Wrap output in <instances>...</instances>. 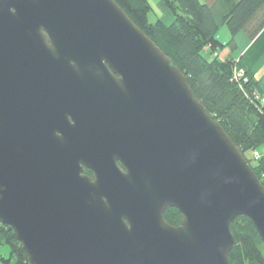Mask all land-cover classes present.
Segmentation results:
<instances>
[{
	"label": "water",
	"instance_id": "obj_1",
	"mask_svg": "<svg viewBox=\"0 0 264 264\" xmlns=\"http://www.w3.org/2000/svg\"><path fill=\"white\" fill-rule=\"evenodd\" d=\"M0 55V222L29 264H230L237 217L264 244L260 180L113 0H0ZM17 68L95 80L89 140Z\"/></svg>",
	"mask_w": 264,
	"mask_h": 264
},
{
	"label": "trees",
	"instance_id": "obj_2",
	"mask_svg": "<svg viewBox=\"0 0 264 264\" xmlns=\"http://www.w3.org/2000/svg\"><path fill=\"white\" fill-rule=\"evenodd\" d=\"M113 1L184 75L195 98L214 115L264 187V151L256 161L246 156L264 147V103L256 99L250 72L246 83L234 80L236 62L229 57L238 34L251 40L264 28V0H214L210 5L200 0H160L173 17L169 25L160 18L149 20L148 0ZM221 27L230 34L225 44L216 38ZM163 217L171 226L180 223L173 208H167ZM230 231L236 242L230 264H264V244L248 218H235ZM3 246L9 249L8 257L1 255ZM0 264H29L13 230L1 222Z\"/></svg>",
	"mask_w": 264,
	"mask_h": 264
},
{
	"label": "flooded vegetation",
	"instance_id": "obj_3",
	"mask_svg": "<svg viewBox=\"0 0 264 264\" xmlns=\"http://www.w3.org/2000/svg\"><path fill=\"white\" fill-rule=\"evenodd\" d=\"M1 58L4 56L0 55ZM12 61H15L13 66L22 65V62L25 57H8ZM17 70H21V72H26L27 74H31V79H26V84L24 86L31 87L38 92H44L48 97V100L59 103L61 101V92L65 94L64 102L69 101L70 105H67L66 111L63 113L73 111L77 115L86 116V118H76L74 114L67 115V121L70 125H80L78 128L79 134L76 135L77 141H86L89 140L88 137L90 126H87L91 123V120L87 117L89 116L88 112V101H89V92L91 90L92 83L95 80H89L86 74H82L86 77L81 78L79 80H74L73 78H68L67 74L69 72H63L60 70H35V71H24L22 69L17 68ZM12 73V71H11ZM20 74V73H19ZM17 75V74H16ZM90 83V85H89ZM46 91V92H45ZM44 94V95H45ZM74 100L76 102H73ZM67 114V113H66ZM88 132V134H86ZM83 149H86L87 146L82 145ZM120 166V164H119ZM121 167V166H120ZM85 173L92 177L91 171L85 169Z\"/></svg>",
	"mask_w": 264,
	"mask_h": 264
},
{
	"label": "crops",
	"instance_id": "obj_4",
	"mask_svg": "<svg viewBox=\"0 0 264 264\" xmlns=\"http://www.w3.org/2000/svg\"><path fill=\"white\" fill-rule=\"evenodd\" d=\"M225 43L223 42V44ZM235 43L236 49L240 51V57H235L234 52H231L229 57L236 62L238 67L245 72H250L254 77L256 93L260 97V101L264 103V28L251 40L244 33L238 34L235 37Z\"/></svg>",
	"mask_w": 264,
	"mask_h": 264
},
{
	"label": "rangeland",
	"instance_id": "obj_5",
	"mask_svg": "<svg viewBox=\"0 0 264 264\" xmlns=\"http://www.w3.org/2000/svg\"><path fill=\"white\" fill-rule=\"evenodd\" d=\"M213 0H200V2L202 3H205V4H208V3H211ZM151 8H152V12L150 13L149 15V20L151 22H154L155 20H157V18H160L165 24L169 25L172 20H173V17L172 15L167 11L165 10V8H163L161 5H160V0H148ZM229 37H230V34L229 32L227 31V29L225 27H221L219 29V31L217 32V35H216V38L221 42V43H225L229 40ZM234 56L235 57H240V51L238 49L234 50ZM236 70L240 71V72H244V74L246 75V72L238 67L236 65ZM256 96L258 98H260L257 93H256ZM261 151H264V147H262L261 149H259V153ZM247 158L248 159H251V156H252V153L251 152H248L246 154ZM1 255L4 256V257H8L9 255V249L8 247L6 246H3L1 248Z\"/></svg>",
	"mask_w": 264,
	"mask_h": 264
},
{
	"label": "built area",
	"instance_id": "obj_6",
	"mask_svg": "<svg viewBox=\"0 0 264 264\" xmlns=\"http://www.w3.org/2000/svg\"><path fill=\"white\" fill-rule=\"evenodd\" d=\"M234 80H236L237 82H241L243 81L244 83L247 82V77L246 75L244 74V72H240L238 70H234ZM256 99H259L257 96H256ZM260 157V154L258 151H253L252 152V159L254 161L258 160Z\"/></svg>",
	"mask_w": 264,
	"mask_h": 264
}]
</instances>
